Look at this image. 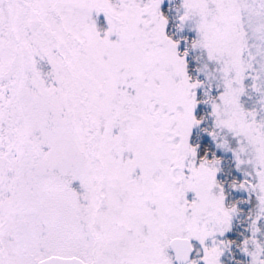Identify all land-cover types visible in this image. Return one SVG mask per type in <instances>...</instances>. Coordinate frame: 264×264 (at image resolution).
<instances>
[{
	"label": "snow or ice",
	"instance_id": "obj_1",
	"mask_svg": "<svg viewBox=\"0 0 264 264\" xmlns=\"http://www.w3.org/2000/svg\"><path fill=\"white\" fill-rule=\"evenodd\" d=\"M0 264H264V0H0Z\"/></svg>",
	"mask_w": 264,
	"mask_h": 264
}]
</instances>
